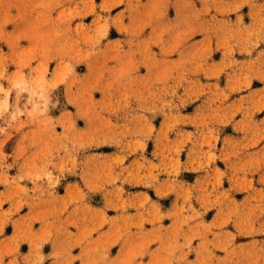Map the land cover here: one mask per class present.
I'll return each instance as SVG.
<instances>
[{
	"label": "rangeland",
	"instance_id": "1",
	"mask_svg": "<svg viewBox=\"0 0 264 264\" xmlns=\"http://www.w3.org/2000/svg\"><path fill=\"white\" fill-rule=\"evenodd\" d=\"M0 264H264V0H0Z\"/></svg>",
	"mask_w": 264,
	"mask_h": 264
},
{
	"label": "bare ground",
	"instance_id": "2",
	"mask_svg": "<svg viewBox=\"0 0 264 264\" xmlns=\"http://www.w3.org/2000/svg\"><path fill=\"white\" fill-rule=\"evenodd\" d=\"M53 104V103H52Z\"/></svg>",
	"mask_w": 264,
	"mask_h": 264
}]
</instances>
